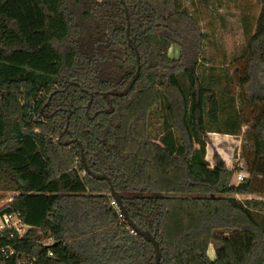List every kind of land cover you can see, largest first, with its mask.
Here are the masks:
<instances>
[{
    "label": "trees",
    "instance_id": "trees-1",
    "mask_svg": "<svg viewBox=\"0 0 264 264\" xmlns=\"http://www.w3.org/2000/svg\"><path fill=\"white\" fill-rule=\"evenodd\" d=\"M202 39L179 0H0V190L14 193L0 212L39 229L0 237L13 248L2 264H154L110 186L154 234L158 264H264V0L235 95L199 70ZM133 47L138 76L116 95L136 73ZM243 126L247 176L234 185L239 168L216 151L211 167L206 146Z\"/></svg>",
    "mask_w": 264,
    "mask_h": 264
},
{
    "label": "rangeland",
    "instance_id": "rangeland-1",
    "mask_svg": "<svg viewBox=\"0 0 264 264\" xmlns=\"http://www.w3.org/2000/svg\"><path fill=\"white\" fill-rule=\"evenodd\" d=\"M263 0H179L181 7L190 12L197 20L200 33L203 35L201 49L198 56L199 70L204 75L213 73L219 78L216 87H228L230 94L237 92L236 74L242 68L244 58L242 55L247 51L250 36L255 30ZM178 48L172 46L169 49L171 56H176ZM242 57V58H241ZM226 73L231 79L226 77ZM217 89V88H216ZM159 114L154 112L152 116L151 130L153 134L159 131ZM247 126H243L238 135H223L221 133H208L209 144L206 146L205 159L210 166L214 165L213 152L220 153L225 157L228 166L236 163H244L242 151L246 149ZM216 146V149L213 146ZM219 154V152H217ZM224 161V162H225ZM237 171L230 177V184H237ZM2 195L0 206L9 201L14 194L11 191L0 190ZM238 199L261 198L252 194H236ZM264 214V208H260ZM44 240V239H43ZM207 255L214 258L212 245L208 246Z\"/></svg>",
    "mask_w": 264,
    "mask_h": 264
},
{
    "label": "built area",
    "instance_id": "built-area-1",
    "mask_svg": "<svg viewBox=\"0 0 264 264\" xmlns=\"http://www.w3.org/2000/svg\"><path fill=\"white\" fill-rule=\"evenodd\" d=\"M236 166L239 168L237 170V182L243 180L247 176V172L243 168L242 163H236ZM110 204L117 209L118 216L125 220L123 213L120 211L118 207V203L114 198H111ZM32 231L33 234H39V229L33 228L27 224H25L17 212H0V237H6L8 240L19 241L23 238L28 232ZM130 233L135 234L132 228H130ZM42 245L47 247L46 254L47 256H53L51 250V244L53 240L51 238H45L44 240L39 241ZM13 253V248L10 245L0 246V264L2 261L7 258L9 255ZM22 263V260L19 261Z\"/></svg>",
    "mask_w": 264,
    "mask_h": 264
},
{
    "label": "water",
    "instance_id": "water-1",
    "mask_svg": "<svg viewBox=\"0 0 264 264\" xmlns=\"http://www.w3.org/2000/svg\"><path fill=\"white\" fill-rule=\"evenodd\" d=\"M125 16H126V19H128L127 9H125ZM128 41H129V44H130V40L129 39H128ZM133 49L135 51L136 61H137V70H136V73H135L133 79L128 84V86L122 92L114 93L116 95H124V94H126L128 92V90L131 88V86L133 85L134 81L136 80V78L138 76V71L140 69V65H139V55H138V51H137L136 47H133ZM77 143L81 146L80 142L77 141ZM81 151H82V148H81ZM81 159H82V163L84 164L85 171L91 177H94V178H97V179H106L108 182H110L109 181V178L106 175H104V174H102V175H95L88 168V166L85 163V159H84V156H83V153L82 152H81ZM110 194H111L112 198H114L116 200V202L118 203V207H119L120 211L123 213L124 218L127 221V223L130 226V228H132L134 231L138 232L144 239H146L147 241H149L153 245L154 250H155V260H154V264H158L159 263V260H160V249H159V244H158V242H157L154 234H152L149 231H141V230L138 229V227L136 226V224L128 216L127 211H126L124 205L122 204V200H121L120 195L114 190V188L112 186H110Z\"/></svg>",
    "mask_w": 264,
    "mask_h": 264
},
{
    "label": "crops",
    "instance_id": "crops-1",
    "mask_svg": "<svg viewBox=\"0 0 264 264\" xmlns=\"http://www.w3.org/2000/svg\"><path fill=\"white\" fill-rule=\"evenodd\" d=\"M223 135H229V134H223ZM229 136H233V135H229ZM213 146H214V148L216 149V146L214 145V143H213ZM217 152H219V155L222 157V159L225 161L226 159H225V157L220 153V151H219V149L217 148ZM225 164H226V167H227V169H231L229 166H228V162L227 161H225Z\"/></svg>",
    "mask_w": 264,
    "mask_h": 264
}]
</instances>
